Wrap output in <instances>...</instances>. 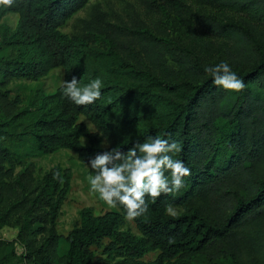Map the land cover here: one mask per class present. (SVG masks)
<instances>
[{
	"label": "trees",
	"instance_id": "16d2710c",
	"mask_svg": "<svg viewBox=\"0 0 264 264\" xmlns=\"http://www.w3.org/2000/svg\"><path fill=\"white\" fill-rule=\"evenodd\" d=\"M87 1L14 0L11 7L0 5V18L17 14L14 29L3 27L0 42V49L8 47V53L0 55V112L9 108L3 87L12 79L38 80L61 67L63 81L75 76L81 88L91 82L84 68L86 39L59 30ZM198 3L202 9L194 17L199 25L217 40L230 41L225 45L234 54L230 68L243 80L244 90L215 85L202 58L194 65L180 58L174 72L157 52L151 62L166 73L162 79L148 74L168 99L163 113L145 106L135 115L120 117L130 99L124 90L104 84L100 98L87 106L68 99L62 84L39 97L30 130L36 153L72 150L95 175L88 161L97 154L112 148L126 153L134 144L159 136L180 147L169 155L183 161L191 175L183 178L179 191L161 194L154 201L145 198L147 212L132 219L139 235L121 229L126 218L123 206L101 214L84 207L79 222L61 241L56 221L70 189L71 170L51 167L30 194L26 192L30 183L20 172L15 179L20 199L17 205L0 209V217L8 219L10 209L12 213L19 209L21 229L41 234L40 244L29 248L36 264H92L90 247L104 238L123 249L128 264H144L140 259L153 251L158 254L152 264H179L180 258L209 252L223 259L229 256L231 264H264V0ZM222 13L236 16L242 23L222 20ZM212 41L204 37L206 45ZM180 76L189 79L192 87L179 86L176 79ZM4 160L0 150V196L5 190ZM55 172L62 182L53 178ZM168 205L182 211L171 216ZM249 249L260 253L257 261L244 259L242 254Z\"/></svg>",
	"mask_w": 264,
	"mask_h": 264
},
{
	"label": "rangeland",
	"instance_id": "374dc122",
	"mask_svg": "<svg viewBox=\"0 0 264 264\" xmlns=\"http://www.w3.org/2000/svg\"><path fill=\"white\" fill-rule=\"evenodd\" d=\"M199 0H88L76 11L59 30L69 36L81 35L86 39L84 68L90 81L97 78L104 85L116 86L124 90L130 99L127 107L118 115H135L139 107H150L155 113H163L167 100L154 85L149 73L163 78L166 73L151 62L155 53L166 61V67L178 70L180 58H187L191 65L202 58L209 67L221 62L231 66L233 52L225 45L228 40H217L201 27L194 14L201 11ZM221 19L239 22L238 17L222 13ZM16 13H7L0 18V42L3 27L14 29ZM153 37H156L154 40ZM204 37L213 40L205 44ZM8 53L2 45L0 55ZM163 53V54H162ZM177 59V60H176ZM64 72L61 67L53 68L38 79H12L4 87L9 100V108L0 112V150L4 153L2 174L5 190L0 196V209L5 210L20 199V185L15 179L20 172L30 183L26 192L33 191L42 175L55 165L69 168L72 176L70 189L56 221V230L63 241L67 233L79 222V211L86 207L95 214L114 210L100 199L99 194L90 190L88 177L92 174L88 165L79 160L77 154L61 148L51 153L38 154L33 149L30 130L36 116L38 100L62 84ZM176 83L191 88L189 79L180 76ZM91 130L92 124L80 117ZM102 141V146H106ZM82 144H87L81 139ZM30 194V192H29ZM28 194V195H29ZM17 205V204H16ZM177 214L182 209L172 206ZM11 216L0 217V264H36L29 248L37 247L41 234L21 229L22 211ZM6 220V222H5ZM121 229L139 235L132 220L125 218ZM92 264H128L120 246L104 238L90 247ZM244 259L257 261L259 252L249 249ZM157 252H149L140 260L152 264ZM220 255V254H219ZM212 252L180 258L179 264H231V258L218 257ZM264 262V259H261ZM260 263V261H258Z\"/></svg>",
	"mask_w": 264,
	"mask_h": 264
},
{
	"label": "clouds",
	"instance_id": "9594fccd",
	"mask_svg": "<svg viewBox=\"0 0 264 264\" xmlns=\"http://www.w3.org/2000/svg\"><path fill=\"white\" fill-rule=\"evenodd\" d=\"M13 4L14 0H0V5L11 7ZM205 71L213 77L215 85L226 90L239 92L245 88L243 80L225 62L207 67ZM78 82L75 76L70 81H62L63 94L76 105H91L100 98L102 83L99 78L82 88L78 87ZM103 143L106 145L107 140ZM180 150L175 142L169 144L157 136L134 144L126 153L112 148L97 154L88 161L95 172L88 177L90 190L98 193L112 208L123 206L129 220L139 217L148 210L146 197L154 201L161 194L179 191L183 187V178L191 175L183 161L169 155ZM53 178L61 179L60 173L55 172ZM166 211L171 216L177 215L172 205H168Z\"/></svg>",
	"mask_w": 264,
	"mask_h": 264
}]
</instances>
